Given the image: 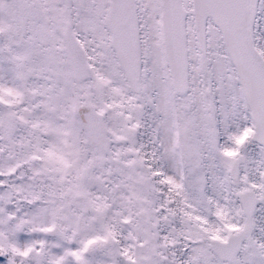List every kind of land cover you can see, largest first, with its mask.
<instances>
[{
	"label": "snow or ice",
	"instance_id": "6c2138e0",
	"mask_svg": "<svg viewBox=\"0 0 264 264\" xmlns=\"http://www.w3.org/2000/svg\"><path fill=\"white\" fill-rule=\"evenodd\" d=\"M0 264H264V0H0Z\"/></svg>",
	"mask_w": 264,
	"mask_h": 264
}]
</instances>
